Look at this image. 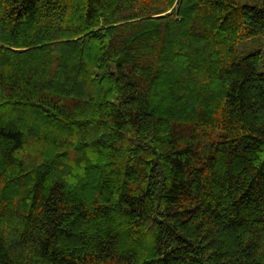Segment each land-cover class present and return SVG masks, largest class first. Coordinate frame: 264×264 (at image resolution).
<instances>
[{
  "label": "trees",
  "instance_id": "trees-1",
  "mask_svg": "<svg viewBox=\"0 0 264 264\" xmlns=\"http://www.w3.org/2000/svg\"><path fill=\"white\" fill-rule=\"evenodd\" d=\"M264 0H0V264H264Z\"/></svg>",
  "mask_w": 264,
  "mask_h": 264
},
{
  "label": "rangeland",
  "instance_id": "rangeland-1",
  "mask_svg": "<svg viewBox=\"0 0 264 264\" xmlns=\"http://www.w3.org/2000/svg\"><path fill=\"white\" fill-rule=\"evenodd\" d=\"M257 51L263 53L260 72L264 73V37H258L251 41H244L238 45V54L240 57L247 56Z\"/></svg>",
  "mask_w": 264,
  "mask_h": 264
}]
</instances>
